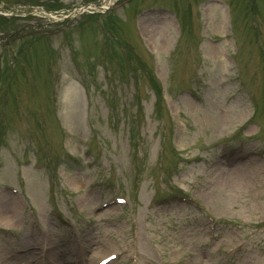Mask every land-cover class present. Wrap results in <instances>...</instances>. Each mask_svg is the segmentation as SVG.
Instances as JSON below:
<instances>
[{
    "label": "rangeland",
    "instance_id": "rangeland-1",
    "mask_svg": "<svg viewBox=\"0 0 264 264\" xmlns=\"http://www.w3.org/2000/svg\"><path fill=\"white\" fill-rule=\"evenodd\" d=\"M6 1L13 6L30 4V0H0L1 5ZM90 2L96 0H34L32 3L41 5L35 6L27 18L0 19V59L10 58L1 65L13 67L9 78L21 92L16 104L0 110L4 124L0 132V211L10 204L5 185L20 184L25 204L20 202L11 208L10 223L0 222V226L19 229L22 235L14 239L0 233V252L6 249V242L10 247L23 236L27 241V233L37 231V235L61 243L55 263L61 259L70 264L66 259L77 255V240H72V230L58 221L53 210L70 217L80 234H88L92 230L86 221L95 213L98 200L124 194L130 198L131 206L110 210L113 219L101 224L103 235L111 232L117 238L97 243V254L117 249L123 239L120 237L131 227L127 222L131 221L132 226L136 223L141 237L149 238L153 250L149 248L148 254L155 264H167L168 260L169 264L191 260L199 264L205 260L217 264H264V159L254 155L239 160L246 143L236 142L237 138L232 139L231 135L237 129L243 137L260 136L259 142H248L249 148L264 149V0H255L252 9L251 0H227L231 22L233 19L237 28L229 24L235 35L231 40L223 36L220 27L221 7L210 0H137L136 5L121 14L144 11L136 20L143 27L147 45L139 37L133 42L132 28L113 17V23L119 26L118 35L132 43L170 87L164 107L171 115L165 109L162 119L153 112L154 96L150 90L146 93L144 71L139 72L141 82L127 77L130 66L125 64L123 68L120 57L113 54L121 47L110 48L103 43L104 29L95 26L85 32H73V26L86 19L84 13L59 23L44 19L49 4H61L64 10ZM162 6L187 12L189 25L181 34L175 33L172 16ZM129 14L125 17L130 22ZM98 19L105 26L103 16ZM255 25L257 33L253 30ZM146 28L154 31L153 39ZM11 34L22 37L10 38ZM5 37L11 41L4 42ZM25 44V51L19 54L17 50ZM223 51L234 57L236 54L239 65L236 62L233 70L223 59ZM125 69L128 72L123 77ZM226 74L230 80L223 86L221 80ZM183 87H194L203 100L192 99L182 91ZM136 89L138 95L143 93L142 106L133 121L135 106L130 102H134L131 95ZM232 94L236 98L231 99ZM10 96L11 92L5 98L10 100ZM251 97L261 110L258 117ZM249 118L258 119L261 129L249 125ZM133 124L135 135L129 130ZM225 134L231 135L233 144L229 156L219 146V139ZM87 149L95 152L99 160L93 168L86 167L81 157ZM195 157L201 159L197 161ZM33 163L46 166L34 169ZM51 174L55 184L48 190ZM97 182L98 186H90ZM181 190L196 196L204 211L198 212L191 203L185 206L176 200L149 208L152 200ZM86 195L90 200H83ZM205 213L217 220L241 219L256 227L245 228L244 233L218 221L215 232L219 238L206 246L209 221ZM17 214H23L21 222L15 221ZM82 234L80 239L85 243ZM65 241L71 242V252L60 255L63 248L71 246H66ZM241 244V250L230 255L215 252V246L225 251ZM141 259V264H147ZM127 264H132L130 259Z\"/></svg>",
    "mask_w": 264,
    "mask_h": 264
},
{
    "label": "bare ground",
    "instance_id": "bare-ground-1",
    "mask_svg": "<svg viewBox=\"0 0 264 264\" xmlns=\"http://www.w3.org/2000/svg\"><path fill=\"white\" fill-rule=\"evenodd\" d=\"M148 26V25H147ZM147 29V28H146ZM149 34L151 35V39H153L152 37L154 36V31H151L149 29H147ZM83 200H90L89 197L86 195ZM11 206L6 205V206H2L1 211H0V215L2 218H0V222H5V223H10L12 221V219L10 218L12 211H11ZM6 220V221H5ZM20 261L18 259H15L14 261H11L9 264H25V263H19ZM8 264V263H6Z\"/></svg>",
    "mask_w": 264,
    "mask_h": 264
}]
</instances>
